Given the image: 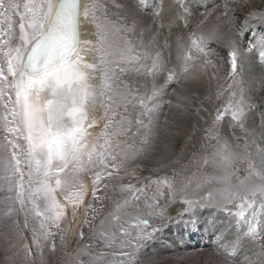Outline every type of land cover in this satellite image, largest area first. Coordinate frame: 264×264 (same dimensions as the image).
I'll return each instance as SVG.
<instances>
[{
    "label": "snow or ice",
    "instance_id": "snow-or-ice-1",
    "mask_svg": "<svg viewBox=\"0 0 264 264\" xmlns=\"http://www.w3.org/2000/svg\"><path fill=\"white\" fill-rule=\"evenodd\" d=\"M164 9L163 0L152 8L140 0H0V207L4 216L23 217L15 222L17 242L10 247L22 246L24 264L42 256L46 247L55 251L57 237L63 245L78 210L80 252L88 257L79 264H139L141 250L162 228L194 225L205 209L233 218L223 229H231L230 242L218 237L225 258L250 240L258 259L246 255L240 264H264V111L257 133L248 127L261 107L252 98L258 91L256 78L246 80L242 71L250 54L264 63V31L243 44L250 22L264 25V12L246 17L233 33L225 84L201 99L195 110L191 147L196 148L198 132L207 141L188 157V167L195 163L197 171L177 172L176 159L158 162L149 176L137 177L129 162L153 150L160 128L158 122L144 123L146 111L191 73L216 77L221 59L210 47L219 37L204 33L203 20L173 38L169 16V36L164 37ZM167 10L186 16L189 0H174ZM87 22L95 24L92 39H82ZM158 65L166 73L161 78H156ZM129 72L150 73L151 79L128 80ZM172 96L187 99L176 88ZM166 103L181 106L172 99ZM98 106L105 110L100 121ZM221 124L232 128L230 137L221 135ZM121 173L135 177L136 183L121 184L113 210L98 225L93 223L113 200L110 182L122 180ZM178 201L182 211L170 215L169 207ZM217 219L206 221L214 232L221 231ZM8 238L5 232L3 239Z\"/></svg>",
    "mask_w": 264,
    "mask_h": 264
},
{
    "label": "rangeland",
    "instance_id": "rangeland-1",
    "mask_svg": "<svg viewBox=\"0 0 264 264\" xmlns=\"http://www.w3.org/2000/svg\"><path fill=\"white\" fill-rule=\"evenodd\" d=\"M140 2L148 8H152L153 5L157 3V0H140ZM166 2L172 4L174 0H167L165 1V4ZM218 2H222V0H218ZM241 2L245 3L246 0H230V3H232L231 13H229V6L222 5V8L219 7L217 10H215L216 13L214 16L209 15V18L203 21L202 28H206V30H203L204 33L215 32L216 35L219 37V42L213 40L211 43L215 44V52L218 54V57L221 58V62H219L218 65L219 74H216V77H219V79H217L216 77L209 78V76L207 75V78L209 80L208 91L207 89L206 92L204 91L205 94L202 96V98H200L197 103V106L196 97H199V95L196 96V74L191 73L179 84L181 86V89L178 88V91H180L182 95L187 94V99L177 100L172 96L173 88L169 87L168 96L164 98V101L156 105H152L150 109L146 111L144 116V123L146 125H149V122H151V124H155L158 122L160 128L156 139L153 141L152 144L153 150L150 152H142L138 154L134 160H131L129 162V171L136 169L137 177L149 176L151 169L159 167L158 162L167 163L169 160L176 159H180V163L176 166L177 172H181L183 170L184 175H191L192 173H195L197 171L195 163L190 168L188 167V157L191 156V153L193 151H197L199 153V144L207 143V141L203 137V132H198L195 141L196 148L193 149L191 147L189 136L193 131L192 126L196 123L195 110L196 108H198L201 99L208 95L214 96L215 93L221 91V86L225 84V81L227 79L226 73L228 71V68L223 69L227 66L224 65V63L222 62L224 61V58L227 57L225 55L229 50L228 43L230 40H228V37L225 33H217L216 27L217 24L223 19L232 20L231 22H228L229 27V23L235 22L236 24H238L240 20L241 22H243L244 18L248 15V10L241 9H245V7L248 6H246L245 4V6L241 5ZM168 3L165 5V9L167 12V6L169 5ZM258 7L260 10H264V0H260V4H258ZM204 11L205 7H201L199 11L196 12V6H194L193 0H189L188 14L186 16H183L178 13L183 21V25L181 26L182 30L179 29L177 32H172L173 34H171V36L173 35L172 37L174 38L179 33H188L191 30L195 29L196 17L198 14H201V12ZM168 14L169 16H171L172 13L168 12ZM150 15V12H145V16ZM234 15L235 18H233ZM86 25L88 26V28L90 29L89 31L93 35V33L96 31L95 24L87 22ZM148 25L149 27L152 25L151 20L148 21ZM257 30V27H253L252 35L250 34L249 36H245L246 40L243 41L244 46H247L248 41L252 39V36L256 34ZM237 31H239V29ZM199 34L200 33L198 32L197 35ZM171 55L172 60L174 61L176 56L174 44L171 51ZM169 67H171V64H169ZM155 71L156 78H161L166 75L162 67L159 65L157 66ZM242 71L245 74V70L242 69ZM125 75L128 80L132 81L139 80L143 82L145 80L151 79L150 73L144 75L141 73L129 72ZM210 79H212L213 81L214 79H216L215 89L210 88L212 87ZM160 82H163L162 79L160 80ZM227 82L230 83L231 81L228 80ZM254 93H256V91H254ZM253 97L254 96L252 94V98ZM169 99H172L173 105L180 104L181 106L179 108L169 106L166 103V101ZM205 103L207 106V102ZM213 103H215V100L213 101ZM253 103L260 105L261 101H255V98H253ZM259 110L264 111V106H261ZM104 111L105 110L103 108L102 118L104 115ZM138 113L139 110H137L136 112H132L131 116L136 117ZM97 114H99L98 121H100L101 112L99 106L97 107L95 113L96 117ZM253 115H255V112L254 114H252V118L254 117ZM259 117L260 116H258L257 119ZM165 121H167L168 123L165 124ZM256 126L250 127V125L248 124L249 128L260 132L258 125ZM0 131H2V126H0ZM133 131H135V128H133ZM220 133L223 137L228 138L232 134V128L226 127L224 126V124H221ZM182 156L184 157L183 159H181ZM171 174L172 170L169 169L167 175L171 176ZM160 175H164V173H160ZM121 176L123 177L122 180L110 182L114 186V190L110 189L109 192V195L113 198V200L106 203L105 207L100 212V214L95 217L93 223L98 225L100 219L104 216H107V214L113 210L114 201L119 198L121 184H128L130 182L133 184L136 183V179L133 176H124L123 173H121ZM88 177L85 178V183L90 186L91 177L90 180H88ZM156 178V175L152 174V179L155 180ZM0 199H3V197L0 196ZM178 203L180 204L181 202L178 201ZM173 206L174 205L169 207L170 215L175 214L171 213ZM78 211L80 212L81 210ZM179 211H182V209H180ZM4 212L5 209L3 207H0V264H24L22 246L10 247V245L17 242L15 238V222L17 221V219L22 220L23 217L22 215L18 216L13 213H9L7 216H4ZM77 216L78 218L80 217L79 220H77ZM77 216L76 221L72 224V231L66 234L67 238L63 245L61 244L59 237H57L55 241L57 245L56 250L53 251L50 246L46 247L42 256L37 254L34 257L30 258V264H79V261L88 259L86 254L80 252V245L82 242L80 241L77 235L79 221L80 219H82V211L81 215L77 212ZM216 217H218L216 223L221 228V231L218 232L209 230V227L206 223V221H209L212 218ZM89 219H92L91 212L89 213ZM185 219H187V217H185ZM232 222L233 218L231 216H226V214L223 212H212V210L210 209L202 210L196 224L185 225L183 223H174V228L172 230H169L170 235H166V237H164L163 235H165V233H162V236L164 237L161 238V241L163 240L162 242L160 241L159 243H154L152 242V240L150 243H148L141 250V254L138 257V262L139 264H240V261H242L246 255L252 257V259L254 260L258 259L257 257L252 256L253 244L250 240H246L243 246H238L235 252H232V250L230 249L229 251L232 252V255H230L228 258H225L221 254V251L217 247V244L220 242L218 240V237L223 235L224 239L222 242L224 244H228L230 242V240L232 239V237L229 235L231 229L229 228L228 231H223V229ZM65 227H67V225H65ZM83 230L85 232V237H87L89 231L88 226L85 225ZM5 232L9 234V238L7 241L3 239V235ZM171 233L173 236L171 235ZM261 235H264V233H261ZM117 247L119 246L117 245ZM95 250L103 251L104 249ZM33 251L35 252V248H33ZM233 256L235 257V259H233Z\"/></svg>",
    "mask_w": 264,
    "mask_h": 264
},
{
    "label": "bare ground",
    "instance_id": "bare-ground-1",
    "mask_svg": "<svg viewBox=\"0 0 264 264\" xmlns=\"http://www.w3.org/2000/svg\"><path fill=\"white\" fill-rule=\"evenodd\" d=\"M165 1H167V0H164V5H166L168 3V2H166V4H165ZM193 4H194V6H196V12H198L201 7H205V11L201 12V14H198L197 17H196V26L202 20L205 21V19L209 18L208 17L209 15H213L214 16L215 13H216L215 10H217L219 7L222 8L221 7L222 5L229 6V13H231V11H232V6H231L232 3H230V0H222V2H218V0H193ZM244 4L246 6H248V7H245V9H241V10H248L247 11L248 15L246 17H251L252 13H262V12H264V10H260L259 7H258V4H260V0H246V2L242 3L241 5L245 6ZM164 10H165V20L163 22L165 24V30L163 32V36L167 37L169 35V30H168V27H167L169 14L166 11V9H164ZM177 16H179L178 13L171 14V18H172L171 34H173L172 32H175V31L177 32L179 29H181V26L183 25V21H182L181 17L179 16V18H177ZM231 21H232L231 19H223L217 24V27H216L217 28L216 32L217 33H221V34L225 33L226 36L228 37V40L232 39L233 33H235V31H237L239 29V25L243 23V22H241V20H240V22L238 24H236L235 22L234 23H229L230 24V27H229L228 22H231ZM156 23L159 24L160 21H157ZM88 24H90V23H88ZM89 26H91V25H89ZM253 27H257L258 28L256 34H259L260 32L264 31V25L253 21V22H250V26L245 29V36H249L250 34L252 35ZM204 28H203V30H206V28L205 29ZM81 30H82V39H92L93 38V35L89 31L90 29L88 28V26L86 24L84 26H82ZM256 34H254V35H256ZM214 46H215V44H213V43L210 44V47L215 50ZM225 56H227V53H226ZM217 57H218V54H217ZM226 58L227 57L224 58V61L222 63H224V65H226L227 67H224L223 69L228 68V64L226 62ZM212 62H213V64H216L217 59L213 58ZM243 69L245 70V79H251L252 77L256 78L255 86L258 89V91H256V93H254V92L252 93L253 96H254L253 98H255V101H261V104L258 105V106L264 105V63L261 62L258 54L255 56V58H252L251 54H250L249 60H248V62L246 63V65H245V67ZM209 72H211V69H209ZM216 74H219V68H218V72H216ZM215 80L216 79H214V81L212 79H210L211 86H212V87H210L211 89L212 88L215 89V86H216L215 85L216 84ZM208 81L209 80L207 78V75L206 76L205 75L200 76V75L196 74V96L199 95V97H196V106H197V103L200 100V98H202V96L205 94L204 91L206 92V89L208 91ZM172 88H176V89L180 88L181 89V86L174 84V86H172ZM100 112H101L100 120H102L101 118H102V113H103V107L102 108L100 107ZM260 112H261V110L256 111L255 115H253L254 117L252 118V116H251L249 118L248 124L250 125V127H254V126L259 124V120H258L259 118L257 119V117L261 115ZM96 118H97V120L99 119V114H97ZM256 132L259 133V131H256ZM88 180H90V177H88ZM180 209H182V208L179 206V203H177V205H174L172 207V210H171L172 212L171 213H176ZM79 213L81 215V211L80 212L78 211V214ZM173 216H175V214ZM79 218L77 216V220H79ZM174 226H175V224L171 223L170 225H167L164 228H162V230L156 236L157 239H153L152 242H154V243L158 242L159 243L163 236L166 237V235H170L169 230H172L174 228ZM208 229L210 230V228H208ZM162 233H165V235L162 236ZM171 235H172V233H171ZM154 243H152V244H154Z\"/></svg>",
    "mask_w": 264,
    "mask_h": 264
}]
</instances>
